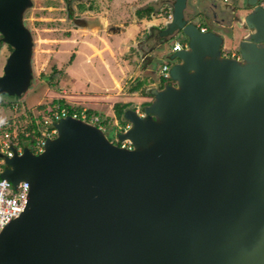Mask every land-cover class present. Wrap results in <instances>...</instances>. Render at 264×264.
I'll list each match as a JSON object with an SVG mask.
<instances>
[{"label": "water", "instance_id": "water-1", "mask_svg": "<svg viewBox=\"0 0 264 264\" xmlns=\"http://www.w3.org/2000/svg\"><path fill=\"white\" fill-rule=\"evenodd\" d=\"M145 2L171 15L135 20L130 64L141 74L147 54L182 33L188 44L167 56L172 82L146 89L153 100L143 110L124 108L117 138L130 146L68 114L50 125L56 135L41 152L30 142L0 151V179L12 189L28 183L23 211L0 231V264H264V5L246 0L252 9L233 19L234 57L223 53L224 34L192 21L199 10L223 23L233 13L221 3ZM32 6L0 0V33L13 48L0 100L37 82ZM119 27L99 16V31H126Z\"/></svg>", "mask_w": 264, "mask_h": 264}, {"label": "rangeland", "instance_id": "rangeland-1", "mask_svg": "<svg viewBox=\"0 0 264 264\" xmlns=\"http://www.w3.org/2000/svg\"><path fill=\"white\" fill-rule=\"evenodd\" d=\"M128 2L127 0H122L119 3V7L115 8L112 13L118 14L124 10L123 20L127 21L128 27L131 28L135 25V19L132 16L131 9L128 8ZM230 3L240 5L239 3L242 2L241 0H230ZM50 4H55V2L36 1L38 8ZM34 11L37 12V16L44 18L34 21V23L31 22L36 36L33 66L38 82H36L30 92L16 101L0 100V140L4 135L3 124L5 121H11L13 131L18 134L20 129L25 130L31 124L34 117L39 129L42 131L45 129L46 131V124L43 120L48 113L45 109H53L51 102L54 99H63L68 104L74 107L77 106L78 108H73L74 111L84 109L100 111L102 113L101 118L107 120V124H103L106 127L107 134L111 138L115 137L118 133L117 131L125 128V125L119 122L114 115L113 105L115 102L120 100L121 97L128 95L131 100L130 103L136 102L137 106H139L142 102L151 101V97L148 96L144 89H138L136 92L132 90L135 84L131 81L128 73H126L125 78L121 82L123 89L114 88L113 81L105 67L104 58L99 57V48H102V43L99 42L98 31L87 32L73 29L72 35L69 36L64 31L67 26L50 19L59 16L58 13L55 14V12L48 9L42 10L40 8ZM111 17L112 20H116V15H111ZM52 28H56V30L53 31ZM238 31L236 38L226 40V48L237 49V44L241 37V30L238 29ZM111 39L114 42L116 41L115 47L123 48L119 40L116 38ZM125 56L130 61L131 57H133L132 54H126ZM103 57L110 58L108 53H104ZM5 63L6 57L1 56L0 75L3 74ZM111 65L115 66L114 63H111ZM54 67L62 70V75L57 83V90L51 88L49 84V77ZM158 69L162 68L159 67ZM113 73L120 77L116 66L113 68ZM107 95L109 96L107 97ZM57 106L58 104L56 108ZM108 127L112 129L108 131ZM0 167H2V164Z\"/></svg>", "mask_w": 264, "mask_h": 264}, {"label": "flooded vegetation", "instance_id": "flooded-vegetation-1", "mask_svg": "<svg viewBox=\"0 0 264 264\" xmlns=\"http://www.w3.org/2000/svg\"><path fill=\"white\" fill-rule=\"evenodd\" d=\"M36 1L37 0H33V6L29 8V10L26 12V15H25L27 25L32 30V33L34 34L35 38L36 36H35L34 29L31 26V22L34 23V21H39V20L44 19L40 16H37L36 15L37 12L34 11L39 8L42 10L48 9L52 12H55V14L58 13L59 16L52 17L50 19L51 21L54 20V21H57L58 23H63L65 26H67V28H65L64 31L66 35H69V36L72 35L73 29L74 30H85L87 32H91V31L99 32V16L100 15H103L105 19H107L111 23L119 24L122 22V25H120L119 29H124L125 28L124 26L128 25L127 21L123 20V17H121V20H119L118 19L119 17L117 16L123 13L124 10L118 14L112 13V11L115 8L119 7V3H121L122 0H45V1L55 2L56 5L55 4H50L48 6L44 5V6H40L39 8L36 5ZM216 1L221 3V5H223L224 7L223 10H226V11L229 10V12L233 13V15L228 17L223 23H217L210 16L197 10L193 12L192 21L198 24L201 30L202 28H204V30L202 31H208L210 29L215 28L219 32L224 34L226 40L236 38L237 34L239 33L238 29H240V26H238V24H235L233 19L236 17L237 13H242V14L248 13L252 9V6H247L246 0H241L242 3H239L240 5L231 4L230 0H227V1L216 0ZM191 2L192 4H196V0H191ZM260 3L264 5V0H260ZM224 5H227V7ZM128 8L131 9L132 16L134 17L135 20H137V22L140 21L144 17L152 18L151 14L154 11L159 13L157 14V17L152 18L156 22H161L164 18H168L171 15V11L168 9V7L163 6L160 9L159 7L150 8L147 6V3L145 2V0H136V1L128 2ZM233 8H235V10H233ZM111 15H116V20H112ZM79 21L83 22L84 25L89 26L88 29L81 27L83 24L82 25L77 24ZM52 30L54 31L56 30V28H52ZM3 38L4 36L0 33V57L5 56L7 59L8 55L13 51V48L11 45L7 44L3 40ZM226 40H225V44H226ZM177 42L183 45L188 44L187 38L182 33H180L176 37V40L174 43L170 44V42H167L163 44L164 45L163 50L161 51L156 50L153 53V55H149L148 53L147 54L148 59H146V63H149V66L144 71H142L141 74H138L140 71L134 68L132 72V78H130L133 84H135V86L140 85L139 89H144V90L147 89L149 91L154 86L161 88L165 84L172 82L170 77L169 78L164 77L162 73V69L164 66H166V68L169 70L170 67L172 66L173 62H171V60H169L167 56L168 54L172 52V50H174V46ZM181 48L182 47H180L179 49ZM225 48H226V45L223 48V53L227 56H232L234 52H237V49H236L229 55L227 51H225ZM132 49L133 48H128L126 50V54L131 55L133 53ZM132 55L134 56V54ZM159 67L162 69H158ZM136 74H137V77L134 80L133 77ZM37 82H38V79H37ZM148 96L151 97V101L147 103L142 102V104L137 106V108L143 110L144 106L152 102L153 97L150 94H148ZM126 126L127 124L125 125V128ZM104 129L106 130L105 126H104ZM109 129H112V128L108 127L107 130L109 131ZM15 135L16 133L13 131V137ZM23 139H24V143L30 142L29 139H25V138ZM110 139L113 141V143L117 145H122V143L118 140L117 135H115V137L113 138L110 137Z\"/></svg>", "mask_w": 264, "mask_h": 264}, {"label": "built area", "instance_id": "built-area-1", "mask_svg": "<svg viewBox=\"0 0 264 264\" xmlns=\"http://www.w3.org/2000/svg\"><path fill=\"white\" fill-rule=\"evenodd\" d=\"M227 1V0H224ZM204 30V28H202ZM186 46L183 44H180L177 42L174 46V50L179 49L180 47ZM232 56L237 57L238 53L234 52ZM162 73L164 77L169 78V70L166 68V66L163 67ZM59 105L57 106L56 110H49L52 112V114H47L45 116L44 123L46 124V131L43 129L41 130V135L34 137V142H31V146L33 150L36 153H39L43 150V145L45 142V139L48 136H55L56 135V129H51L50 125L54 122L59 120L61 117L66 116L68 114H71L75 117H80L82 119H88L87 110H75L73 113L67 108L62 107L60 110L58 109ZM97 125H99L101 128H104L102 124H100V120L98 116H92V118L89 120ZM13 133L10 131H5L4 135L2 136V139L0 140V151L12 155V151L10 149V145L14 143L17 145L19 151L23 149L24 146V140L20 143L19 141H15L12 139ZM16 136V135H15ZM14 136V137H15ZM123 146H130L129 142H122ZM2 164V167H0V173L3 168V161L0 158V165ZM27 195H28V183L26 182H20L17 189H12L11 183L7 181L6 179H0V231L4 227L6 223L11 221L13 218L17 217L24 209L26 203H27Z\"/></svg>", "mask_w": 264, "mask_h": 264}, {"label": "crops", "instance_id": "crops-1", "mask_svg": "<svg viewBox=\"0 0 264 264\" xmlns=\"http://www.w3.org/2000/svg\"><path fill=\"white\" fill-rule=\"evenodd\" d=\"M127 1L132 2L136 0H127ZM123 16H124V13H121V15L118 16L119 17L118 19L121 20V17ZM119 24L122 25V22ZM124 27L126 31L125 32L121 31L117 34H109L106 31H99V42L102 43V48H99V57L104 58L105 67L107 69V72L110 74V77L113 81L114 88L115 87L122 88L121 82L125 78L126 73H128L130 75L129 77L132 78V72L134 70V66L130 65L131 61L130 59L126 58L125 53H126V50L130 48V44L132 42L131 40H133L132 38H134L135 35L134 33L129 32L130 27H128V25ZM111 38H116L117 40H119V43L123 45V48L115 47L114 44L116 41L114 42V40ZM104 53H108L110 58L103 57ZM111 63H114L115 66L118 68L120 77H118L116 74L113 73V68H115V66L111 65ZM111 66L113 67L112 69H111ZM131 94H135V93H131ZM108 96L109 95H107V97ZM127 96L121 97L120 100H118L117 102L130 103L131 101L130 97L129 96L127 97ZM114 115L116 116L115 113Z\"/></svg>", "mask_w": 264, "mask_h": 264}, {"label": "trees", "instance_id": "trees-1", "mask_svg": "<svg viewBox=\"0 0 264 264\" xmlns=\"http://www.w3.org/2000/svg\"><path fill=\"white\" fill-rule=\"evenodd\" d=\"M227 50V53L230 55L233 51H235L236 49L233 48V49H229V48H225ZM62 75V70L60 69H57L56 67H54V70L52 72V74L50 75L49 77V84H50V87L53 88L54 90H57L58 89V81L60 79V76ZM140 87V85H136V86H133L132 87V90L133 91H136L138 90ZM147 95V94H145ZM51 104L53 105V110H56V105L58 104L59 107L58 109L60 110V108L62 107H67L71 113H73V108L77 107V106H72L71 104H68L65 100L63 99H54ZM129 103H123V102H116L115 105H114V110H115V114H116V117L117 119L119 120V122L123 123L124 125H126L125 122H122L121 121V115L123 113V110L124 108L128 105ZM78 108V107H77ZM80 109V108H79ZM46 112L48 114H52V112H50L48 109H45ZM87 114H88V119L90 120L92 118V116H99V120H100V124H107V120H103L101 118L102 116V113L98 112L97 110H92V109H88L87 110ZM43 119V118H42ZM45 120V119H44ZM43 120V121H44ZM5 131H10L13 133V125H12V122L11 121H5L4 124H3V132ZM38 135H41V130L39 129L38 125H37V122L35 120V118L33 117V120L31 121V124H29L25 130H22L20 129V131L18 132V134H16L15 137H12L13 140H17L19 141L20 143H22V140H24L23 138L25 139H29L30 142H34V137L35 136H38ZM13 136V135H12Z\"/></svg>", "mask_w": 264, "mask_h": 264}]
</instances>
